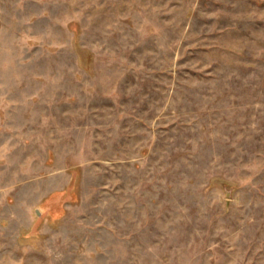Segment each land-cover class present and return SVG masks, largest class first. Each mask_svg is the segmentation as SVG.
I'll list each match as a JSON object with an SVG mask.
<instances>
[{
  "label": "rangeland",
  "instance_id": "rangeland-1",
  "mask_svg": "<svg viewBox=\"0 0 264 264\" xmlns=\"http://www.w3.org/2000/svg\"><path fill=\"white\" fill-rule=\"evenodd\" d=\"M0 264H264V0H0Z\"/></svg>",
  "mask_w": 264,
  "mask_h": 264
}]
</instances>
